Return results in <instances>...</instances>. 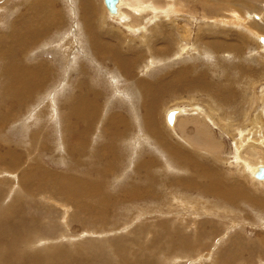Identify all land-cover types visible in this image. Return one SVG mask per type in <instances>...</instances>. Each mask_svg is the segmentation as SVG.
<instances>
[{
    "label": "rangeland",
    "instance_id": "374dc122",
    "mask_svg": "<svg viewBox=\"0 0 264 264\" xmlns=\"http://www.w3.org/2000/svg\"><path fill=\"white\" fill-rule=\"evenodd\" d=\"M48 1L59 9L58 12L56 11L60 14L59 21L64 19L60 26H54L52 21H49L48 26L52 27V34L47 31V26L42 23L41 16L37 13V11H46L44 4H34L31 0H0V51L17 56L13 57L23 66L37 68L35 80L39 77L48 80L47 73L50 72L54 84L49 90L55 89L61 78L63 84L69 81L75 85V81L81 79L82 87L78 86L74 97L89 98L94 105L93 111L98 110L102 114L98 116L105 115L106 118L101 122L81 119L78 122L80 125L75 127L73 115H69L70 120L74 122V130L77 131L78 138L86 139L88 148H85L82 159L77 156L68 159L63 151L65 149L68 153L72 147L75 149L77 140L73 141L72 137L64 134L61 116L63 111L69 113L71 108L77 105L74 101L66 103L67 98L73 99L71 94L64 93L60 89L58 100L51 99L45 104L41 96L44 90L36 91L29 95L26 100L28 102L24 104L26 107L8 109L12 114L10 123L5 122L0 125V167H8L12 171L7 172L5 169L0 171V264H134L135 261L138 262L137 264H264V204L258 207L252 201H245L246 205L239 206L243 203L239 199L237 206L232 203L228 206L226 201H217L214 197L205 194L200 189L204 183H197L198 180H203L201 174L213 173V170L217 171L219 168L220 176L223 172L229 177L235 175L237 179L234 186L242 190L251 200L264 199V187L258 188L259 184L256 185L254 182L251 183V180L239 176L241 171L238 169L241 167L235 165V144L241 139L240 135L241 137L245 135L243 140L247 144L251 139L249 144L258 142L257 145L262 147V140L255 141L254 136H248L249 130L253 127L251 123H248L245 131L242 132L244 135L242 133L234 135L237 132L236 126L226 129L225 123H220L217 115L210 114L206 109L208 98H205L209 96L212 101L215 100L214 102L219 104V114L225 105L237 107L242 103L245 91H251L244 85L249 83V78L243 76L242 72H248L247 74L255 72V76H260L264 71V52H262L264 49L262 53L254 52L259 49L257 45L263 43L259 40L260 43L255 41V37L251 35H246L248 27H251L256 35L264 37V0H180L185 4L188 13L189 9L194 13L197 12L196 17L190 20L191 24L188 20L189 16L180 17L178 14L175 16L170 12L167 19L162 17L163 22L159 18L152 21L153 24L155 22L154 25L159 24V27L154 26L153 29V24H149L148 27L153 31H148L144 40L140 39L141 30L127 41L119 33L122 24H118V21H114L115 24L111 23L112 26H109L108 23L101 24L97 18H89L85 23L87 32L79 33L77 43H74L73 35L78 33L75 27L81 21L77 14L74 15L75 10L79 8V5L74 3L76 0ZM82 1L78 4L88 8L91 0ZM94 1L93 9L97 17L102 13L103 0ZM146 4L153 6L151 2ZM179 7H182L180 3ZM127 13L125 25H129L130 22L127 19L130 17L129 12H125L126 16ZM236 13L239 15L237 16ZM204 15L206 18L201 20ZM169 19L174 20L176 25L183 26L184 23H189L193 37H190L189 43L186 42L187 45L184 43L187 46L185 51L173 57L171 61L163 62L164 59L162 61L158 59L157 64H150L147 58L152 57L154 50L174 52L179 49L177 47L180 46L181 40L178 27L174 26L173 31ZM237 25L239 27H236ZM114 26L119 28L115 29ZM57 29L59 32H56ZM64 32H67L65 38L62 36ZM170 34V38L162 39L163 35ZM20 35L27 37L26 47H30L35 41L39 44L28 50L25 46L19 47L17 42ZM131 39H135V42ZM206 40L218 43L217 46L220 48L222 46L226 48L227 43L231 42L235 46L234 50H238L217 53L205 44ZM113 43H117L116 47L122 52V60L125 63L132 58L139 59L135 65L144 69H139L137 72L139 76L143 75L142 79L151 77L150 79L155 80L164 77L171 69L175 71L160 83L169 91L162 95V105L160 104L157 109V115L161 116L160 125L157 124V127L166 134L165 136L168 133L172 135V139L169 135L166 142L155 140V144L149 143L152 133L145 126L147 100L138 87L133 90L127 88L124 80L126 76L117 73L119 70L112 56L104 53V47ZM240 44L246 46L240 47ZM62 50L63 52H60ZM64 50L69 55H66L67 58L73 57V60L79 63L81 76L79 72L68 74L65 71V75L63 74L61 54ZM25 51L26 54L21 55ZM162 53L164 54L163 51ZM252 53H256L254 54L256 56ZM155 54L160 56L159 53ZM87 57L90 63L84 61ZM96 60H98L97 64H95ZM142 61L147 67L144 64L141 66ZM0 63V110L6 111L5 108L10 106L11 100L8 103L9 99L3 89L4 72L1 70H5L6 65L4 60H0ZM188 65H194L196 74L206 72L204 78L212 88L206 92L198 89L176 91L185 76L180 68ZM94 66L96 69H92ZM227 79L235 80L232 88L224 86ZM91 80L96 87L90 84ZM260 80L259 86L264 87V78L261 79L260 76ZM128 87L131 88L129 84ZM222 88L224 92L220 91ZM23 90L26 94L29 93L31 84L28 83ZM89 90L103 94L96 99L93 94L88 95ZM54 92L50 91L49 95L47 89L44 93L54 97ZM128 93L133 94L137 101H134L132 95ZM195 93L198 96L192 97ZM228 93L231 94L229 98ZM248 95L252 93L248 92ZM190 96L199 100L190 102ZM197 106L201 109L198 108L200 113L196 109ZM261 109L260 106L257 112ZM174 110L186 113V118L182 116L185 118L182 126L183 134L179 127H176L179 121L177 116L173 125L167 122L168 114ZM83 112L79 115L83 116ZM195 115L203 117L207 129L221 142L220 153L223 161L217 163L210 154L206 153V158L199 159V162L193 157L191 160L177 163L174 167L171 164L175 158L172 154L174 149L182 153L187 149L182 136L197 137L198 132L190 123ZM38 139H43L46 146L36 150L40 142ZM169 142L174 149L170 147ZM6 150L12 151L14 155H6ZM187 150L193 156L198 153L189 148ZM95 151L111 154L110 158L116 157L119 162L113 166L99 164L101 167L99 169L97 164L99 162L94 159ZM17 157L21 160L19 162L21 169L16 172L17 168L12 167ZM144 160H152L158 166L153 165V162H147V166H153L145 167ZM178 164L185 166V172L178 171V168L180 169ZM24 168H30L34 173L43 168L50 173L58 174L57 180L47 178L42 183L35 178L19 181L22 179L21 170ZM24 172H27L26 169ZM195 172H199L197 177L194 175ZM16 175L19 178H16ZM222 176L224 178V174ZM78 180L91 183L93 190H97L98 196L87 195V192L93 191L92 187L85 185L82 187L86 190L80 188L76 184ZM177 180L188 182L187 191L184 192L179 185L177 187L181 193L175 191V187H162V189L159 187L164 184L174 186L173 183ZM193 181L200 187H192ZM103 198H108L107 205L101 204ZM249 203L251 205H248ZM91 209L95 210L94 213ZM178 256L182 257L181 260L177 258Z\"/></svg>",
    "mask_w": 264,
    "mask_h": 264
},
{
    "label": "bare ground",
    "instance_id": "6f19581e",
    "mask_svg": "<svg viewBox=\"0 0 264 264\" xmlns=\"http://www.w3.org/2000/svg\"><path fill=\"white\" fill-rule=\"evenodd\" d=\"M22 1V0H21ZM29 1V0H27ZM34 4H44L45 7H46V11H37L38 15L41 16V20H42V23L47 26L46 29L47 31H49L50 34H52L53 32V29L51 26H48L49 25V21L51 20L53 25L54 26H57L61 23H63L64 19L63 20H60L59 21V16L60 14L59 13H56V11L58 12L59 9L56 8L55 5H51L50 2L48 0H31ZM73 1V0H72ZM94 1V0H93ZM91 0V2L88 4V8H86L85 6H81V4H78V3H82L83 1L82 0H76L74 1L75 5H79V8H77L75 10V13L74 15H78V18L79 20L81 21L80 23H77L78 26L75 27L76 34L73 35V39H74V43H77V40L79 38V33H83V32H87V28L85 27V23L86 21L89 19V18H97L99 19L100 23L103 24V25H107V23L109 24V26H112V24H115L114 21H118L117 23L118 24H122L121 26V30H120V34H122V36L127 40L129 41L130 40V37H133L134 34H139L140 30L142 31V36L140 39H145L148 35V31H150L151 29L148 27L150 26L149 24H153L152 21H155L156 18H159L160 20L163 18H166L167 19V16L170 14V12H172V15H175L177 16L180 15L183 16V17H186V16H189V23H190V20L193 18V17H196L195 13L197 12H193L191 9H189V13L188 11L186 10L185 8V4L180 1V0H118L115 4L116 6V12L115 13H111L109 12V10L107 9L106 7V4H105V0H103V9L101 7V10H102V13L101 14H98L97 17L95 15V11H94V3L95 1L93 2ZM148 2H151L153 3V6H150L146 3ZM27 3V2H25ZM179 3L180 5H182V7H179ZM87 6V5H86ZM168 6V7H167ZM163 7V8H161ZM167 7V8H165ZM96 8V7H95ZM10 10V7L8 8ZM96 10V9H95ZM79 11V13H78ZM196 11V10H195ZM124 12V14L122 13ZM125 12H129V18H127L130 22H129V25H125V22H126V17H128V13H127V16L125 14ZM131 12V13H130ZM1 13V11H0ZM73 13V12H72ZM180 13V14H179ZM235 13V12H234ZM233 13V14H234ZM236 15L238 16L239 14L236 13ZM235 15H233L234 17ZM112 17V18H111ZM55 18V19H54ZM115 18V20H114ZM118 18V19H117ZM204 18H206V15H204V17L201 19L203 20ZM238 18V17H237ZM171 20V21H170ZM182 20V19H181ZM162 21V20H161ZM165 21V20H164ZM170 21V25H173V31H174V26H177L178 27V32H179V37H180V40H181V43H180V46H178L177 48H179L178 50L176 49L174 52H165L164 50H162L165 54V58H164V61L163 62H166V61H171V59H173V57L175 56H178L182 51H185L186 49V42L190 41V37H193L192 34H191V28H190V24L189 23H184L183 26L181 24L179 25H176L175 21L172 20V19H169ZM215 21V20H214ZM236 21V20H235ZM163 22V21H162ZM188 22V21H187ZM203 22H206V21H203ZM239 22V21H238ZM238 22H236L238 24ZM264 22V21H263ZM207 23V22H206ZM219 22H217V25H218ZM241 23V22H240ZM155 24V22H154ZM153 24V29H154V26L155 27H159V24H156L154 25ZM224 24V23H223ZM208 25V24H206ZM244 25V24H243ZM242 25V27H244ZM58 26V28H59ZM182 26V27H181ZM241 26V25H240ZM105 27V26H104ZM162 27V26H161ZM165 27V25L163 26ZM236 27H239L238 25ZM241 27V28H242ZM114 28H119V27H115ZM239 28V29H241ZM164 29H168V28H164ZM247 29V28H246ZM59 29H57L56 32H59L58 31ZM163 30V29H162ZM237 30V29H236ZM243 30V29H241ZM43 31H45V29H43ZM62 31V30H61ZM73 31V30H72ZM75 31V30H74ZM117 31V30H116ZM153 31V30H151ZM240 32V31H239ZM246 32V31H245ZM67 32H64V34L62 35L64 37V35H66ZM257 33L251 28V27H248V30H247V33L246 35L249 36H253L255 37V41L259 40L261 41L263 44L261 45H257L258 46V50H254V52H261L262 49H264V37H261L260 35H256ZM71 35V34H70ZM164 38H170L171 37V34L170 35H163L162 36V39ZM65 38V37H64ZM63 39V38H62ZM66 40V39H64ZM222 40V39H221ZM62 41V40H61ZM132 42H135V39H131ZM199 41V40H198ZM258 41V42H259ZM205 44L208 46V47H211L213 50H215L217 53H221V52H231L235 49V46L233 43L231 42H228L227 43V47L225 48L224 46H222L221 48L218 45V43H214L213 41H209V40H206L204 41ZM226 42V41H225ZM64 43V41H63ZM186 45H185V44ZM189 43V42H188ZM191 43V42H190ZM260 43V42H259ZM18 46L19 47H24L28 50L30 49L32 46H36L39 44V42H36L35 43H32L30 47H26V44H27V37L24 36V35H20L19 36V39H18V42H17ZM221 44V43H220ZM224 44V43H223ZM159 45L161 46V44L159 43ZM61 46V45H60ZM117 46V43H113V44H108L107 46L104 47V53L105 54H108V55H111L112 58H113V61L115 63V66L116 68L119 70L117 73H121V74H124L126 76V78H124L126 84H127V88L128 89H135V88H139L142 92V95L145 96L146 100H147V109H146V124L145 126L147 127V129L152 133V136L151 138H149L147 136V138H149V143L153 142L155 140H163L164 142L167 141V136H169L170 134L168 133L167 136H165L166 134L163 133L158 127H157V124L160 125V117L161 116H158L157 115V109H158V106L161 104L162 105V100H161V97L163 94H165L166 92H168V88H165L163 87L160 83L161 81L169 76L170 74L174 73L175 71H173L172 69L169 70L168 74H165L164 77L162 78H157L155 80H152V79H146L145 78H141L143 77V75L141 74L142 71H140V75L142 76H139L137 74V72L139 71V69H142V68H139L140 66L139 65H135V63H138L139 62V59L137 58H132L131 61H128L127 63H125L123 60H122V52L116 47ZM240 47H243V46H246V44L242 45L240 44L239 45ZM257 46H256V49H257ZM151 47H149V50H150ZM193 48H195L193 46ZM192 48V49H193ZM85 49V48H84ZM87 49V48H86ZM190 49V48H189ZM196 49V48H195ZM194 49V50H195ZM26 50V51H27ZM60 50V48H59ZM57 50V51H59ZM140 50V49H139ZM238 50V49H237ZM237 50H234L237 51ZM26 51L23 52L21 55L23 54H26ZM86 51V50H84ZM83 51V52H84ZM87 51L89 52V50L87 49ZM148 51V50H147ZM60 52H63L60 51ZM71 52H73V50H71ZM197 52V51H196ZM257 52V53H258ZM264 52V50L262 51ZM261 52V53H262ZM90 53V52H89ZM184 53V52H183ZM191 53V52H190ZM207 54L209 52H206ZM61 54V53H60ZM85 54H87V52H85ZM210 54V53H209ZM256 54V53H254ZM252 53V55H254ZM56 55L58 56V54L56 53ZM62 55V63L64 65H62V72L63 74L65 75V71L68 72V74L70 73H77L79 72V75L82 74V70H80L79 68V63H77V61L73 60V57L71 58H67V53H66V50H64V53L61 54ZM67 55V56H66ZM75 56V54H73ZM81 56V54H79ZM83 55V53H82ZM139 55V54H138ZM182 55V54H181ZM186 55V54H185ZM195 55V54H194ZM15 58L17 56L13 55ZM13 56L11 55H8L6 52H3V51H0V60H4V65H6V69L5 70H1V72H4V77H3V81H4V92H6V96H7V99L8 100V103L10 102L11 100V103H10V106L9 107H6L5 110L6 111H3V110H0V125L7 122V123H10V118L12 117V114L10 112H8V109H10L11 107H16V108H19L21 106L23 107H26L25 102H28L26 101L28 98H29V95L36 92V91H43L46 92L47 89H48V93L51 91L54 92L53 90H56V92H54V97H49V95H45V93H41V96L43 98V100L45 101V104H48V102L53 99L52 101H56L58 100V94L60 93V89L65 93L67 92L69 95L71 94L72 98L73 99H66V103H71L72 101L76 102L77 105L75 107H72L70 112H65L63 111L62 112V116H61V119L64 123V134L66 136H70L72 137V140L75 141L77 140V143H76V147L74 149V147L71 148V150H68L69 152L67 153L64 149L63 152H65V156L66 158L68 159H73L72 156H77L79 157L80 159H82V157L84 156L85 154V151L86 149L85 148H88V144H87V140L84 139V138H78V133L76 130H74V122L75 123V127H78L80 124L78 123L81 119H92V120H96V122H101L103 118H106L105 115L104 116H98V114H101L98 110H95L93 111L94 109V105L90 102V99L87 98V97H84V98H75V94H76V89L78 88V86L82 87V85L80 84V80H77L75 81L76 85L74 83H70L69 81L67 82H64V84L62 83L63 82V79L61 78L60 79V83L59 85L52 90H49L51 88V86L54 84L53 83V80L52 78L50 77V72L47 73L49 74V77L48 80H44L42 78H37L35 80V75H36V70L37 68L35 69H32L31 66H23L22 64H20V62H18V60H16ZM72 56V55H71ZM256 56V55H254ZM257 56H261L260 54H257ZM34 57V56H33ZM79 57V56H77ZM83 57V56H82ZM90 57V56H88ZM88 57H87V60H84V61H87L88 62ZM186 57V56H185ZM198 56H196L197 58ZM205 57V56H204ZM208 57V56H207ZM264 57V56H263ZM59 58V57H58ZM95 58V56H94ZM228 58V57H227ZM233 58V57H232ZM15 59V60H14ZM149 63L150 64H154V63H158L159 61L155 59V57L152 55V57L150 58H147ZM179 59V58H178ZM182 59V58H181ZM188 59V58H187ZM264 59V58H263ZM12 60H14L13 63H10ZM94 60V59H93ZM189 61H191V59H188ZM193 60V59H192ZM97 61L96 60V63L97 64ZM145 61V60H144ZM182 61V60H181ZM194 61V60H193ZM47 62V61H46ZM179 63V61H177ZM61 63V64H62ZM90 63V62H88ZM148 63V64H149ZM191 63H193L191 61ZM94 64V65H95ZM141 66L144 64L145 66V62L142 61V63L140 62ZM147 64V63H146ZM149 64V65H150ZM166 64V63H165ZM168 64V63H167ZM1 65V63H0ZM148 65V66H149ZM173 65V63H172ZM181 65V64H180ZM13 66V68H11ZM97 66V65H96ZM143 66V67H144ZM151 66V65H150ZM171 66V64H170ZM3 67V66H2ZM147 67V66H145ZM151 68V67H150ZM150 68H147V69H150ZM2 69V68H1ZM92 69H96L95 66L94 68L92 67ZM181 69V72L185 75L181 84L179 85V87L176 89V91H191V90H194V89H198V90H204L206 92V90L208 89H211L212 88V85L208 82H206V79L204 78V76L206 75V72H202V73H199V74H196V71H195V67L194 65H188V66H183L180 68ZM54 70V69H53ZM108 70V69H106ZM144 70V69H142ZM146 71V69H145ZM53 72V71H52ZM167 72V71H166ZM114 74H117L116 72L113 71ZM248 72H242V75L243 76H247V79L249 78V83L248 84H245V86L249 87L251 91H245V94L243 95L244 97H242L243 101H241L237 107H233V106H229L228 105H225V107L222 108L221 110V114H219V104H217L216 102L212 101L211 98H209V96H205V98H208V102H207V110L209 111L210 114L212 115H217V119L219 120L220 123H225V128L228 129L230 127H235L236 126V130L237 132L234 134L236 135L237 133H242L243 131H245V127L247 126L248 123H251L253 125V127L249 130V135L248 136H254V140L255 141H258V140H262L261 144H262V147L260 145H257L258 142H252L251 144H248L245 142V140H243V138L245 137L240 135V140L236 142V153H235V165H238V167H241L239 168L238 170L241 171L238 175L239 176H243V178L245 180H251V183L254 182L256 183V185H258V188L259 187H264V179H258V174L259 172L261 171L262 168H264V87H260L259 86V83H260V76H261V79L264 78V71L261 72L262 74L260 76H255V72H252L250 74H247ZM67 74V75H68ZM78 74V73H77ZM136 74V75H135ZM154 74V73H153ZM3 75V73H2ZM46 75V74H45ZM105 75V74H104ZM103 75V76H104ZM44 76V75H43ZM81 76V75H80ZM139 76V77H138ZM148 76V75H147ZM162 76V75H161ZM178 78H180V74L177 75ZM214 76V75H213ZM61 77V76H60ZM64 78V76H62ZM137 77L138 79L137 80H134V78ZM160 77V76H159ZM46 78V77H45ZM67 80H68V77H66ZM82 78V77H81ZM153 78V77H152ZM232 78V77H231ZM237 78V77H236ZM239 78V77H238ZM246 78V77H245ZM243 78V79H245ZM105 79V78H103ZM141 79V80H140ZM119 80V79H118ZM138 80H140L138 82ZM52 81V82H51ZM92 81V80H91ZM90 81V84L93 86V87H96L93 83V81L91 82ZM109 82V80H107ZM111 81V80H110ZM51 82V83H50ZM105 82V80H104ZM112 82V81H111ZM264 82V81H263ZM28 83L31 84V91L29 93H25V91L23 89L26 88V86L28 85ZM50 83V84H49ZM98 84V83H97ZM115 84V83H114ZM128 84L131 86V88L128 87ZM233 84H235V80L234 81H231L229 79L226 80V83L224 84V86H228V87H233ZM243 85V86H244ZM112 86V85H111ZM260 87V88H259ZM237 88V87H236ZM262 88V90H260ZM125 89V88H124ZM240 89V88H239ZM130 90V91H131ZM237 90V89H236ZM241 90V89H240ZM243 90V89H242ZM220 91H223L224 92V89H220ZM261 91V92H260ZM238 92V91H236ZM244 92V91H243ZM248 92L252 93V95H248ZM103 94V92H101ZM112 93V92H111ZM126 93V92H125ZM134 93V92H133ZM241 93V92H240ZM94 95V97L96 99H98V97L102 94H97L96 91L94 90H89L88 91V95L91 96V95ZM130 94V93H128ZM135 94V93H134ZM239 94V92H238ZM237 94V95H238ZM109 95V94H108ZM127 95V94H126ZM132 95V99L134 101H137L136 100V97L133 95V94H130ZM197 93H195L193 96H196ZM60 96V95H59ZM65 96V95H64ZM198 96V95H197ZM231 96L230 93H228V98ZM49 97V98H48ZM190 96V99L189 100L190 102L192 100H196L198 98L194 97L192 98ZM240 97V99H241ZM66 98V97H65ZM125 98V97H124ZM127 98V97H126ZM180 98V97H179ZM235 97H233L234 99ZM33 99V98H32ZM60 99V98H59ZM31 100V99H30ZM123 100V98H122ZM199 100V99H198ZM196 100V101H198ZM239 100V99H238ZM41 101V99H40ZM111 101V100H110ZM130 101V100H129ZM133 101V102H134ZM230 101V100H229ZM238 102V101H237ZM7 103V104H8ZM238 104V103H236ZM261 106V110L259 112L258 111V108ZM49 110V107H47ZM91 108V109H90ZM200 107L197 106L196 109L198 110V112L200 113ZM239 109V111H238ZM181 110V109H180ZM82 111H84V115L83 116H80L79 114L82 113ZM160 111V110H158ZM38 111H36L37 113ZM190 112V111H189ZM254 112H256L254 114ZM52 113L53 110H52ZM65 113V116H63ZM165 113V112H164ZM173 114L174 116V120H175V116L178 117L179 121L177 122L178 125L176 124V127L178 126L182 133V126H183V120L186 118L185 115L184 117H181L179 118L180 116H182L184 114V112L182 111H177V110H174L173 112H170ZM169 113V114H170ZM198 113V114H199ZM73 115V118H74V122H72V119L70 120L69 118V115ZM169 114L167 116V122L170 124V125H173L174 124V120L173 122H169L168 121V117H169ZM55 115V114H54ZM102 115V114H101ZM165 114H163L162 116L164 117ZM194 115V114H193ZM200 115V114H199ZM199 115H195V118L192 119V121H190L191 124H193L195 127V131L198 132L196 134L197 137H184L182 136V139L184 140V144L187 145V149H191L193 152H198L197 154H194V156L186 149V151H183L182 152H178L176 151L170 144L169 142V145L171 148L174 149V152L172 153L173 156H175V158L172 160L171 164L175 167L177 163H181L182 161H187V160H191L193 159V157L195 158V161H198L199 162V159H203V158H206L205 154H210L211 157L213 159H215V161H217V163H221L223 161V158H222V155L220 152H222V144L219 140L215 139V136L214 134L209 131L206 127V123L204 122L203 120V117L199 116ZM203 115H205L203 113ZM253 115V116H252ZM25 116V114H24ZM33 116V115H32ZM23 117V116H22ZM55 117V116H54ZM210 118V116H209ZM214 118V117H213ZM212 118V119H213ZM162 119V118H161ZM67 124H72L73 126H69ZM205 127V129L202 130V128ZM255 129V131H253ZM168 130V129H167ZM145 131V130H144ZM235 132V131H234ZM247 132V131H246ZM245 132V133H246ZM171 133V132H170ZM60 134V133H59ZM183 134V133H182ZM30 135H32L30 133ZM43 135V134H42ZM29 136V135H28ZM258 136V139H256V137ZM171 139H172V135H170ZM236 137V136H235ZM26 138V136H25ZM30 138V136H29ZM28 138V139H29ZM24 139V138H23ZM33 139V138H32ZM40 140V139H38ZM179 140V139H178ZM23 141H26V140H23ZM219 141V142H218ZM30 142V141H29ZM182 142V141H181ZM27 143V142H26ZM31 143V142H30ZM183 143V142H182ZM25 144V143H24ZM155 144V143H154ZM157 145V144H156ZM32 146V145H31ZM30 146V148H31ZM42 146H46V144L43 142V139L40 140V142L38 143L37 145V148L36 150H39L42 148ZM160 146H161V143H160ZM166 146V145H165ZM263 148V149H261ZM17 154V153H16ZM6 155H14V153L9 150H6ZM20 156V155H19ZM112 155L111 154H108V153H105V152H101V151H95L94 152V159L95 161H98L99 163L98 164V167H99V164H102L105 165V166H113L114 164H117L119 162V159L118 158H114V159H111ZM209 156V155H208ZM86 159H87V156H85ZM85 157L83 159H85ZM234 158V157H233ZM140 159V158H139ZM138 159V160H139ZM167 159V158H166ZM138 160H135V161H138ZM134 161V162H135ZM19 162H21V160L17 157L15 158V161H14V166L12 168H17L16 169V172L19 171L21 169V165L19 164ZM92 162V160H91ZM147 162H153V165H157L158 164L152 160H144L143 161V165L146 167V163ZM75 163V162H74ZM80 163V162H79ZM93 163H96V162H93ZM130 163L132 164V159L130 160ZM137 163V162H135ZM163 163V161H162ZM161 163V164H162ZM140 164V163H139ZM92 165V164H91ZM94 165V164H93ZM92 165V166H93ZM153 165H150V166H147V167H151ZM63 166V165H62ZM66 166V165H65ZM96 166V165H95ZM101 166V165H100ZM117 166V165H116ZM178 166L180 167V169L178 168V171H183L185 172V166L183 164H178ZM20 167V168H18ZM23 167V166H22ZM27 167V165H26ZM97 167V168H98ZM160 167V166H159ZM193 167V166H192ZM198 167V166H197ZM237 167V166H235ZM101 167H99L100 169ZM199 168V167H198ZM197 168V169H198ZM2 169H5V171L7 172H11L12 170L11 169H8V167H0V171H2ZM26 169V173L24 172V170ZM79 169V168H78ZM159 169V168H158ZM191 169V168H190ZM201 169V168H199ZM80 170V169H79ZM4 171V170H3ZM4 171V172H5ZM154 171V170H153ZM201 171V170H200ZM212 171V170H210ZM15 171H13V173H16ZM199 173V172H197ZM197 173L195 172L194 175L195 177H197ZM217 174V175H216ZM224 174V178H223V175ZM223 174L220 176V171H219V168H217V171L216 170H213V173H204V174H201L202 176V181L198 180L199 182H197L198 184L199 183H204V185L201 186L200 189H202L205 194L207 193V195H209V197H214V199H216L217 201H222V202H225L227 205L232 203L234 206H237L236 203L239 199H241V201L243 202L242 204H240L239 206H242V205H246L244 204L245 201H249V202H253L256 206L260 207L264 204V199L263 201H256L258 199H254V200H251V198L245 194H243V191L242 190H238L236 189V187L234 186V182H236V179L237 177L235 175H231L230 177L226 174V172H223ZM226 174V175H225ZM147 175V174H146ZM158 175V173H157ZM171 175V174H170ZM58 176V174H54V173H50L46 170H44L43 168L41 169H38V171H36L34 173L33 170H31L30 168H24L23 170H21V177L22 179L19 180V181H25L27 179H36V180H40L41 183L42 181L44 182L47 178H53V179H56ZM16 178H19V176H15ZM145 178V177H144ZM148 179V178H147ZM57 180V179H56ZM145 180V179H144ZM28 181V180H27ZM31 181V180H30ZM137 181V180H136ZM147 181V180H146ZM145 181V182H146ZM174 181V180H173ZM18 182V181H17ZM33 182V181H32ZM31 182V183H32ZM142 182V181H141ZM194 182V181H193ZM196 182H194L192 184V187H200L198 186ZM72 184V183H71ZM76 184L80 187V188H83L85 189L84 187L82 186H85V185H89V187H92V190H93V186L91 183H88L86 181H81V180H78L76 182ZM174 186H172V184H164V185H159V187H162L163 188H167V187H175V191H179L178 193H181L179 188L177 187V185H179L181 187V189L185 192L187 191V187H188V182H181L179 180H177L175 183ZM134 185V184H133ZM141 187V186H140ZM158 187V186H157ZM158 187V188H159ZM243 187V186H242ZM139 188V187H138ZM137 188V189H138ZM142 188V187H141ZM4 189V188H3ZM199 189V191H200ZM86 190V189H85ZM131 190V189H130ZM247 190V188H246ZM101 191V190H100ZM250 191V190H249ZM99 192V191H98ZM202 192V191H201ZM263 192V191H262ZM97 193V190H93V191H89L87 192V195H89L90 197H94ZM102 193V192H101ZM160 193L161 190H160ZM159 193V194H160ZM110 194V193H109ZM128 194V193H127ZM203 194V192H202ZM111 195V194H110ZM115 195V194H114ZM135 195V194H134ZM180 195V194H179ZM98 196V195H97ZM173 196V195H172ZM261 196V194H260ZM263 196V195H262ZM52 197V196H51ZM180 197V196H179ZM201 197V196H200ZM53 198V197H52ZM130 198H132V196L130 195ZM184 198V197H183ZM256 198V197H255ZM262 198V197H261ZM264 198V197H263ZM185 199V198H184ZM123 201V200H122ZM107 202H108V198H103L101 200V204L103 205H107ZM125 202V201H124ZM215 202V201H214ZM209 203V202H208ZM220 203V202H219ZM217 203V204H219ZM248 203V202H247ZM92 204V203H91ZM211 204V203H209ZM248 205H251L250 203ZM210 206V205H208ZM212 206V205H211ZM217 206V205H216ZM229 206V205H228ZM65 207V206H64ZM215 207V205H214ZM213 207V208H214ZM249 207V206H248ZM252 207H255L252 205ZM98 208V207H97ZM216 208V207H215ZM238 208V207H237ZM251 208V207H250ZM75 209V208H74ZM94 209V208H93ZM91 209L92 213H94L93 210ZM212 209V208H211ZM107 210V209H106ZM217 210V208H216ZM219 210V209H218ZM226 210L228 211V207L226 208ZM67 211V210H66ZM195 211V210H194ZM215 211V210H214ZM225 211V212H227ZM232 211V210H231ZM98 212V210H97ZM233 212V211H232ZM90 213V211H89ZM198 213H201V212H198ZM234 213V212H233ZM88 215V214H87ZM94 215V214H93ZM192 215V214H191ZM100 217V216H99ZM264 224V223H263ZM198 232V231H197ZM183 237V235H181ZM198 236V235H197ZM264 237V236H263ZM260 239H263V238H260ZM264 243V242H263ZM172 244V243H171ZM168 245V244H167ZM170 248V246H169ZM171 250V249H170ZM185 250V249H184ZM164 251V250H163ZM164 253V252H163ZM167 254V253H166ZM163 255V254H162ZM170 255V253H169ZM152 256V255H151ZM160 256H161V252H160ZM159 257V256H158ZM164 258V257H162ZM179 258V256L177 257ZM182 258V257H180ZM179 258V259H180ZM262 258V257H261ZM260 259V258H259ZM155 260V259H154ZM181 260V259H180ZM39 261V260H38ZM138 261V260H137ZM136 262V261H135ZM134 264H137L135 263ZM175 262V261H174ZM178 263V261H177Z\"/></svg>",
    "mask_w": 264,
    "mask_h": 264
},
{
    "label": "water",
    "instance_id": "95a60500",
    "mask_svg": "<svg viewBox=\"0 0 264 264\" xmlns=\"http://www.w3.org/2000/svg\"><path fill=\"white\" fill-rule=\"evenodd\" d=\"M117 1L118 0H105V4H106V7L109 10V12H111V13H115L116 12L115 4H116ZM173 120H174V116H173L172 113H170L169 117H168V121L172 123ZM258 178L259 179H264V168H262L261 171L259 172Z\"/></svg>",
    "mask_w": 264,
    "mask_h": 264
},
{
    "label": "flooded vegetation",
    "instance_id": "af4514ba",
    "mask_svg": "<svg viewBox=\"0 0 264 264\" xmlns=\"http://www.w3.org/2000/svg\"><path fill=\"white\" fill-rule=\"evenodd\" d=\"M155 53H159L160 56H157ZM153 56L155 57L156 60L159 59L160 61H162V60L164 59V54L162 53L161 50H158V51H157V50H154V51H153ZM159 60H158V61H159ZM184 115H185V113H184L182 116H184ZM182 116H180L179 118H181ZM178 120H179V119H178ZM177 125H178V123H177Z\"/></svg>",
    "mask_w": 264,
    "mask_h": 264
}]
</instances>
